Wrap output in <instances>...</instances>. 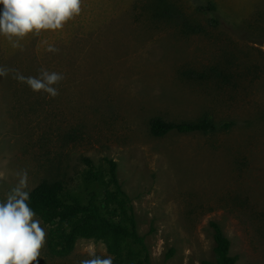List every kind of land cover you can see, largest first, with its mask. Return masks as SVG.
<instances>
[{
	"label": "rangeland",
	"instance_id": "374dc122",
	"mask_svg": "<svg viewBox=\"0 0 264 264\" xmlns=\"http://www.w3.org/2000/svg\"><path fill=\"white\" fill-rule=\"evenodd\" d=\"M20 45L0 35V66L65 79L51 98L14 73L0 77V201L26 168L30 193L60 182L67 205L93 201L123 226L131 214L150 264L214 263L212 224L236 264H264V0H82L62 29ZM152 120L212 129L154 137ZM35 218L45 231L37 264L91 253L115 263L108 242L93 239L51 255L56 225ZM125 246L128 264L136 250Z\"/></svg>",
	"mask_w": 264,
	"mask_h": 264
},
{
	"label": "clouds",
	"instance_id": "9594fccd",
	"mask_svg": "<svg viewBox=\"0 0 264 264\" xmlns=\"http://www.w3.org/2000/svg\"><path fill=\"white\" fill-rule=\"evenodd\" d=\"M81 3L82 0H0V35L7 37L13 47H20V40L31 33L62 29L80 14ZM47 51L58 53L59 49L49 45ZM10 72L33 92H43L51 98L59 96L57 85L65 79L64 74L45 68L39 69L38 76L26 77L17 69L0 66V77H7ZM14 174L17 182L0 201V264H37L45 231L29 206L28 170L19 169ZM7 175V169H0V180H6ZM90 255L92 258L81 260L80 264H113L111 255Z\"/></svg>",
	"mask_w": 264,
	"mask_h": 264
},
{
	"label": "trees",
	"instance_id": "16d2710c",
	"mask_svg": "<svg viewBox=\"0 0 264 264\" xmlns=\"http://www.w3.org/2000/svg\"><path fill=\"white\" fill-rule=\"evenodd\" d=\"M211 9L213 8L211 7ZM210 129H212V123L208 120H202L196 124L180 125H167L160 120L150 122V132L154 137H162L173 131L191 133L208 132ZM86 163L93 169L92 163L89 161ZM108 165L110 177L118 189L116 165L113 162H109ZM90 174L93 176L92 172ZM63 193L64 188L60 182H43L30 193L29 206L35 215L51 227L56 225L51 231L48 243L51 255L64 257L71 252L73 244L78 239H93L108 242L109 252L117 257L114 264H123L120 259L121 256H124L121 244L136 250V254L128 264H150L144 241L137 233L136 224L131 214L127 217L126 213H123L127 226H123L121 223L114 224L102 217L99 208L93 201H90L87 207H81L77 203L67 205L61 200ZM124 211L123 209L122 212ZM56 219L58 223H55ZM212 228L215 242V262H203L202 264H236L230 255L229 239L218 225L212 224ZM57 229L59 235L56 233ZM57 239L60 241L58 242Z\"/></svg>",
	"mask_w": 264,
	"mask_h": 264
}]
</instances>
